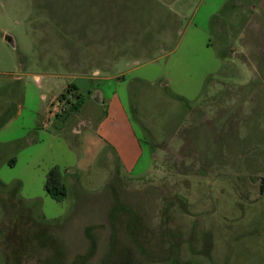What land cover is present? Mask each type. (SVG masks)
<instances>
[{
	"label": "rangeland",
	"instance_id": "1",
	"mask_svg": "<svg viewBox=\"0 0 264 264\" xmlns=\"http://www.w3.org/2000/svg\"><path fill=\"white\" fill-rule=\"evenodd\" d=\"M263 178L264 0H0V264H264Z\"/></svg>",
	"mask_w": 264,
	"mask_h": 264
},
{
	"label": "crops",
	"instance_id": "2",
	"mask_svg": "<svg viewBox=\"0 0 264 264\" xmlns=\"http://www.w3.org/2000/svg\"><path fill=\"white\" fill-rule=\"evenodd\" d=\"M95 130L106 137L105 145L116 151L125 167L132 168L137 157L142 154V147L125 110L117 103H112Z\"/></svg>",
	"mask_w": 264,
	"mask_h": 264
},
{
	"label": "trees",
	"instance_id": "3",
	"mask_svg": "<svg viewBox=\"0 0 264 264\" xmlns=\"http://www.w3.org/2000/svg\"><path fill=\"white\" fill-rule=\"evenodd\" d=\"M70 87L76 89V87H73V86H70ZM76 93H77L76 100L70 103L71 104L70 109L72 112L78 111L81 105L83 104V99H82L81 94L79 92H76ZM67 113H71V112H67ZM45 189L56 200L60 201L66 197L68 193V187L63 182L62 173L57 167L53 168L49 172L46 183H45ZM261 190H264V178L262 180Z\"/></svg>",
	"mask_w": 264,
	"mask_h": 264
}]
</instances>
